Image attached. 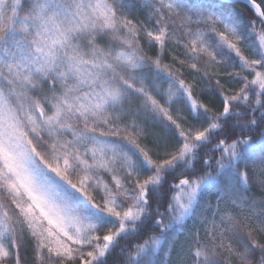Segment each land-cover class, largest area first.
I'll list each match as a JSON object with an SVG mask.
<instances>
[{"label": "snow or ice", "instance_id": "snow-or-ice-1", "mask_svg": "<svg viewBox=\"0 0 264 264\" xmlns=\"http://www.w3.org/2000/svg\"><path fill=\"white\" fill-rule=\"evenodd\" d=\"M0 264H264V0H0Z\"/></svg>", "mask_w": 264, "mask_h": 264}]
</instances>
